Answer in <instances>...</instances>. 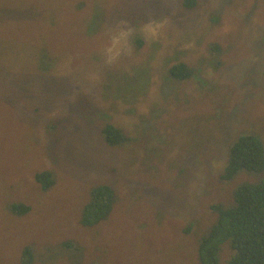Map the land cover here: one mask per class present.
Segmentation results:
<instances>
[{
  "label": "rangeland",
  "instance_id": "obj_1",
  "mask_svg": "<svg viewBox=\"0 0 264 264\" xmlns=\"http://www.w3.org/2000/svg\"><path fill=\"white\" fill-rule=\"evenodd\" d=\"M246 133L264 142V0H0V264H200L212 204L264 178L220 179ZM103 184L115 204L83 225Z\"/></svg>",
  "mask_w": 264,
  "mask_h": 264
},
{
  "label": "trees",
  "instance_id": "obj_2",
  "mask_svg": "<svg viewBox=\"0 0 264 264\" xmlns=\"http://www.w3.org/2000/svg\"><path fill=\"white\" fill-rule=\"evenodd\" d=\"M182 2L185 8L196 5V0ZM210 48L216 54L220 51L217 43L211 44ZM195 69L183 61H177L168 67L166 74L178 81H186L193 77ZM102 134L109 145L120 144L125 139L122 130L113 124H106ZM226 159L221 180L231 179L239 170L264 172V142L254 133L240 135L228 147ZM35 180L42 189L49 188L54 182L52 173L47 170L37 172ZM232 198L229 204L216 203L211 206L217 212V217L198 243L200 264H218L225 242L230 248L227 264H264V178L257 183H242L233 191ZM115 201L116 194L110 185L94 187L83 207L81 223L88 226L106 219ZM7 207L19 215L30 210L28 205L20 202Z\"/></svg>",
  "mask_w": 264,
  "mask_h": 264
}]
</instances>
